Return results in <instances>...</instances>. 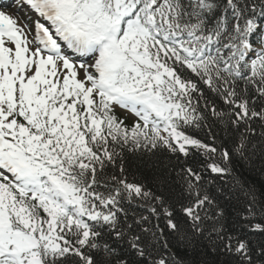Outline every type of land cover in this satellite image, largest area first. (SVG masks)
<instances>
[{
	"label": "snow or ice",
	"instance_id": "6c2138e0",
	"mask_svg": "<svg viewBox=\"0 0 264 264\" xmlns=\"http://www.w3.org/2000/svg\"><path fill=\"white\" fill-rule=\"evenodd\" d=\"M0 264H264V0L0 3Z\"/></svg>",
	"mask_w": 264,
	"mask_h": 264
},
{
	"label": "bare ground",
	"instance_id": "6f19581e",
	"mask_svg": "<svg viewBox=\"0 0 264 264\" xmlns=\"http://www.w3.org/2000/svg\"><path fill=\"white\" fill-rule=\"evenodd\" d=\"M5 11H14V10L10 9V10H5Z\"/></svg>",
	"mask_w": 264,
	"mask_h": 264
}]
</instances>
